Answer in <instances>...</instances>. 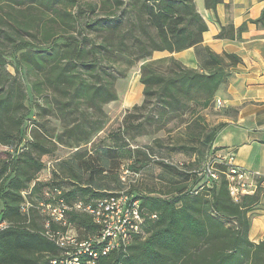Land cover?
<instances>
[{
    "label": "trees",
    "instance_id": "obj_1",
    "mask_svg": "<svg viewBox=\"0 0 264 264\" xmlns=\"http://www.w3.org/2000/svg\"><path fill=\"white\" fill-rule=\"evenodd\" d=\"M206 3L209 5V0ZM134 6L136 16L133 22L136 29L128 36L120 33L123 15L114 14L86 21L85 27L96 31L107 30L110 45L119 50L130 51L136 48L137 53L132 52L137 54L136 63L149 61L157 51L175 53L196 48L200 63L198 69L189 68L175 58H170L172 66L167 73H161L151 67V62H147L149 65L144 64L146 67L143 69L141 83L145 85L146 97L155 96L160 122L167 123L186 113L195 114L198 109L210 107L220 90L228 84L232 68L242 60L232 54L218 55L203 45V34L208 26L198 12L195 0H134ZM19 17L9 13L0 17V44L13 48L21 67L28 69L30 74H39L43 84L55 86V90H59L64 96L73 92L69 96L71 101L107 104L118 100L112 81L90 83L77 73L79 68L96 70L101 65V45L86 36L80 39L73 35L66 37L46 33L43 40L47 46H34L23 32L14 31L12 22L26 24L20 23ZM260 21H264V13ZM74 22L79 26L83 25L79 18ZM127 40L132 43L129 45ZM85 44L90 47L87 49ZM7 63L4 51L0 49V67H6ZM9 76L12 81L8 85L0 83V143L13 147L16 140L13 127L19 128L28 113L23 112L25 94L22 83L16 77ZM142 106H147V102ZM223 126L221 123L206 138V142L212 145ZM124 130L128 131V128L124 126ZM70 132L73 133L74 130ZM13 149L14 152L17 151V147ZM142 150L150 160L156 161L152 158L157 157L154 149ZM102 154L104 157L101 163L92 159L89 162L82 161V167L78 166V169L82 168L90 173L87 181L91 186L83 189V192L89 193L86 198L77 201L89 203L116 192L103 189L102 180L104 181L103 174L108 168L118 169L117 163L109 161L118 157L117 149H104ZM12 156L13 159L16 158L15 155ZM19 157L17 155L7 175L8 163L0 169V201L3 202L0 221L13 224L0 232V264H66L61 262L62 250L45 235L44 221L40 225L36 223L33 208L29 207L24 211V204L26 206L27 203L24 193L32 195L35 191H23L30 187L33 178L31 174L24 177L29 164L21 165L24 159ZM159 163L167 169H176L163 160ZM183 166L186 167L185 164ZM41 169L42 164L38 163L37 171ZM178 173L185 175L187 181L191 180L189 172ZM77 176L76 173L75 178ZM262 182L257 181L258 189L255 193L242 195L235 201L226 179L219 186L217 182L209 185L203 175L196 182L197 188L212 191L211 205L218 217L209 214L202 219L199 217L201 209L196 204L203 202L201 196L182 195L180 191V194L172 198L162 195L151 197L131 191L142 200L146 211L156 213L158 218L148 219L145 237H135L125 250L101 257L97 264H188L191 258L187 257L193 252V242L199 239L211 242L212 247L209 256H202L201 264H264V240L257 244L250 240L253 217L250 212L258 209L260 190L264 188ZM120 184L122 187L121 181ZM68 194H71L70 191H64L63 196L67 201ZM46 200L45 196L42 201ZM232 217L236 218L237 227L228 229L222 220ZM70 219L79 229L87 228L92 233L96 230L88 216L74 214ZM226 236L229 239V249L218 250L212 241ZM159 249L168 255H164Z\"/></svg>",
    "mask_w": 264,
    "mask_h": 264
},
{
    "label": "rangeland",
    "instance_id": "obj_2",
    "mask_svg": "<svg viewBox=\"0 0 264 264\" xmlns=\"http://www.w3.org/2000/svg\"><path fill=\"white\" fill-rule=\"evenodd\" d=\"M135 11L134 0H0V17L8 13L14 17L19 15V22L26 24L12 22L13 29L23 32L34 46H47L43 40L46 33L66 37L73 35L80 39L86 36L95 40L101 45V65L96 70L79 68L77 73L90 83L112 81L118 94L117 101L107 104L71 101L69 96L73 92L64 96L55 90V86L43 84L39 74H30L28 69L19 65L10 45L0 44L8 62L6 67H0V83L8 85L12 81L9 75L20 80L25 94L23 112L28 113L19 128L13 127L16 140L10 148L17 147V151H12L9 148L11 145L0 143V169L8 163L7 175L17 155L19 159H24L21 165L29 164L24 177L31 174L33 180L30 187L23 191L35 192L32 195L24 193L28 203L24 207L34 209L33 219L39 225L45 219L39 205L47 192L70 191V203L86 198L89 193L83 192V189L91 186L87 181L90 173L78 169V166L82 167V161L89 162L92 159L101 163L104 157L102 151L108 148L117 149L118 157L109 161L117 163L118 169L108 168L104 172L103 189H126L136 194L170 198L182 191V195L202 197L203 202L196 203L201 209L200 219L209 214L218 217L211 205L212 191L197 188L196 183L203 176L202 172L211 160L213 151L223 152L212 149V145L206 142V138L220 125L221 107L218 100L215 99L208 108L198 109L195 114L189 112L167 123L160 122L155 96L146 97L144 84L140 93L142 100L131 105L125 104L128 96L137 93L136 84L139 79L141 82L148 61L136 63L137 54H132L133 51L137 53L136 48L122 51L110 45L107 30L96 31L85 27L86 21L114 14L123 15L120 33L128 36L136 29L133 22ZM78 18L83 22L82 26L74 22ZM127 42L129 45L132 43ZM85 46L87 49L90 47L88 44ZM150 65L161 73H167L172 63L170 58H164ZM41 73L44 78L42 70ZM146 102L147 106H142ZM124 126L128 131L124 130ZM71 130L74 132L71 133ZM142 148L154 149L158 159L150 160ZM12 155L16 158L13 159ZM160 159L168 160L177 170L167 169L159 163ZM38 163L42 164L40 171H37ZM123 167L139 174L138 178L128 177L132 180L128 189L120 184ZM178 171L189 172L191 180L187 181L185 175L182 177ZM225 179L222 176L217 185H221ZM256 187L253 192L257 191ZM259 199L257 208L264 211V188L260 190ZM2 208L3 202L0 201V210ZM222 221L228 229L237 227L234 217ZM205 240L193 242V252L187 257L191 258L188 264H201L202 256H209L211 242ZM212 242H215L218 250L229 249L227 236ZM159 251L168 255L162 249Z\"/></svg>",
    "mask_w": 264,
    "mask_h": 264
},
{
    "label": "crops",
    "instance_id": "obj_3",
    "mask_svg": "<svg viewBox=\"0 0 264 264\" xmlns=\"http://www.w3.org/2000/svg\"><path fill=\"white\" fill-rule=\"evenodd\" d=\"M208 30L203 34V45L218 55L232 54L242 62L232 68L227 85L218 93L221 101L220 124L223 128L212 142V149L232 151L235 164L264 187V0H195ZM175 58L189 68L200 66L196 48L170 53L157 51L148 62ZM137 93H132L125 104L139 102L144 87L138 81ZM250 239L264 240V211L250 212Z\"/></svg>",
    "mask_w": 264,
    "mask_h": 264
},
{
    "label": "built area",
    "instance_id": "obj_4",
    "mask_svg": "<svg viewBox=\"0 0 264 264\" xmlns=\"http://www.w3.org/2000/svg\"><path fill=\"white\" fill-rule=\"evenodd\" d=\"M218 104H222L220 100ZM164 162L169 164L168 160ZM202 174L209 185L225 176L235 201L242 195L251 194L256 185L250 174L235 164V153L232 151H213V156ZM129 176L138 178L139 174L123 167L120 180L127 189L132 181L128 179ZM63 195L64 191L47 192V200L42 201L39 207L45 215V235L62 250L61 262L66 264H97L99 258L125 250L135 237H145L148 219L158 218L156 213L146 211L142 206V200L135 193L126 189L112 192L109 196L89 203L85 201L69 203ZM27 210L25 207L24 211ZM74 214L90 217L96 230L92 233L87 228H77L70 219ZM12 225L11 222L0 221V232Z\"/></svg>",
    "mask_w": 264,
    "mask_h": 264
}]
</instances>
